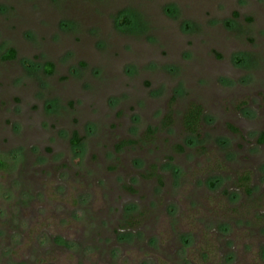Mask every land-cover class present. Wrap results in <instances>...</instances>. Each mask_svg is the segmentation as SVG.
Listing matches in <instances>:
<instances>
[{
  "label": "rangeland",
  "instance_id": "rangeland-1",
  "mask_svg": "<svg viewBox=\"0 0 264 264\" xmlns=\"http://www.w3.org/2000/svg\"><path fill=\"white\" fill-rule=\"evenodd\" d=\"M262 134L264 0H0V264H264Z\"/></svg>",
  "mask_w": 264,
  "mask_h": 264
},
{
  "label": "trees",
  "instance_id": "trees-1",
  "mask_svg": "<svg viewBox=\"0 0 264 264\" xmlns=\"http://www.w3.org/2000/svg\"><path fill=\"white\" fill-rule=\"evenodd\" d=\"M14 57H15V52L13 50H9L3 56V59H12ZM45 70L48 74H51L52 70H53V66L51 64H47ZM203 118H204L203 107L197 103H192L183 116L182 123H183L185 130L188 133H190L196 137H199L200 136V128H201ZM171 121L172 120L170 117L168 124L171 123ZM233 130L237 131V129H233ZM148 135L153 136L154 130L150 129L148 131ZM261 142H264V134L262 136ZM0 166L3 167L2 162H0ZM238 182H239L240 188H243L245 190V192L248 195H250L252 192V189L250 188V184H251L250 174L248 172L243 174L242 176H240L238 178Z\"/></svg>",
  "mask_w": 264,
  "mask_h": 264
},
{
  "label": "flooded vegetation",
  "instance_id": "flooded-vegetation-1",
  "mask_svg": "<svg viewBox=\"0 0 264 264\" xmlns=\"http://www.w3.org/2000/svg\"><path fill=\"white\" fill-rule=\"evenodd\" d=\"M192 103H196V102H192ZM192 103H191V104H192ZM191 104H190V105H191ZM197 104H199V103H197ZM190 105L188 106V108L190 107ZM199 105H201V104H199ZM201 106H202V105H201ZM188 108H187V109H188ZM187 109H186V111H187ZM203 110H204V109H203ZM186 111H185V112H186ZM185 112H184V114H185ZM184 114H183V116H184ZM169 119H170V115H169L168 117L165 118V121H164V122H165L166 124H168ZM182 120H183V118H182ZM202 122H203V121H202ZM183 127H184V126H183ZM184 129H185V128H184ZM149 130H150V128H149ZM149 130H148V131H149ZM152 130H153V129H152ZM186 132H187V131H186ZM236 132H237V131H236ZM187 133H188V132H187ZM188 134L191 135V136H194V135H192V134H190V133H188ZM262 136H263V134H262ZM194 137H196V136H194ZM196 138H200V136H199V137H196ZM261 139H262V138L260 137L259 142H260L261 144H264V142H261ZM250 188L252 189L251 184H250ZM246 194H247V193H246ZM251 194H252V192H251ZM251 194H250V195H251ZM247 195H248V194H247Z\"/></svg>",
  "mask_w": 264,
  "mask_h": 264
}]
</instances>
